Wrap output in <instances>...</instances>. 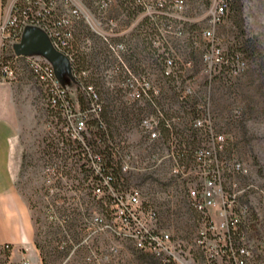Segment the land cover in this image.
Segmentation results:
<instances>
[{"label":"rangeland","instance_id":"374dc122","mask_svg":"<svg viewBox=\"0 0 264 264\" xmlns=\"http://www.w3.org/2000/svg\"><path fill=\"white\" fill-rule=\"evenodd\" d=\"M80 1L88 17L74 22V43L81 46L83 39L89 38L91 45L89 49L78 50V70L83 83L93 85L98 92L104 117L113 123L110 128L113 129L114 141L124 138L131 146H142L140 144L145 139L139 121L143 115L151 114L154 108L145 100L127 98L123 83L128 73L118 59L120 55L132 72L139 77L145 76L152 84L164 82L161 73L164 68L177 73L171 83L198 84L200 91H206L204 87H208L215 122L228 133L226 153L249 164L251 174L264 184V0H233L210 39L201 34V29L208 26L205 0H184L180 11L173 10L171 0H144L142 8L138 7V0ZM235 2L237 8L233 5ZM9 3L10 0H3L0 20ZM57 3V11L62 10L63 5L58 0ZM155 7H162V11L172 17L171 26L162 30L168 34L164 60L157 57V53L163 51L158 42L155 45L160 44V47L154 53L153 39L156 37L150 26L142 24L137 29L143 15L151 13ZM31 27L38 28L28 25L23 32ZM141 28L149 32L147 37L151 43L141 41L142 34L147 33L140 34ZM119 43H123L124 48L117 51L112 48ZM28 51L27 54L52 64L77 108L80 105L77 98L80 87L66 58L44 36ZM232 55L234 59L230 58ZM168 59L172 62L169 63ZM236 59L244 62L243 67L236 73H230L228 64L237 65ZM116 67L121 70L115 71ZM14 68L11 84L20 117L15 187L25 198L33 219L34 242L41 258L38 264H96L92 257L87 259L92 250L109 254L101 264H162L151 253L135 248L131 241L117 237L112 231H99L84 240L93 227L90 217L98 214L106 222L111 220L110 202L91 196L83 185L82 171L77 167L71 165L64 170L48 168L54 160L69 161L66 151L79 143L71 139L66 143L65 135L60 133L58 123L51 117L55 110L48 105L44 91L24 57L16 59ZM165 91L155 96L157 101L165 108L177 110L173 91L167 88ZM164 99L167 103L162 102ZM234 110H240L239 115L236 112L234 116ZM92 130H96L98 136V128L89 125L87 132H91L84 136L86 143L89 141L91 144L95 138ZM56 175H61L71 185L57 182L55 185L48 181ZM169 177L167 163H163L150 172H132L126 180L139 185L145 197L153 189L164 196L168 188H173ZM161 206L168 209L164 199ZM174 206L178 210L183 209L190 217L186 205ZM252 213L250 235L264 237V199L253 200ZM4 244L0 245V264H21L23 261L35 264L34 251L28 250L24 257L20 251L11 256V245L8 243L5 247ZM73 245H76L74 249ZM110 246L117 248L110 250ZM26 249L23 251L27 252ZM71 250L69 258L63 262Z\"/></svg>","mask_w":264,"mask_h":264},{"label":"built area","instance_id":"2783aa9c","mask_svg":"<svg viewBox=\"0 0 264 264\" xmlns=\"http://www.w3.org/2000/svg\"><path fill=\"white\" fill-rule=\"evenodd\" d=\"M58 1L63 5L60 11H57V0H10L0 20V46L5 51L0 74L12 80L16 59L24 57L48 105L55 110L51 117L58 123L65 141L71 139L81 144L66 151L69 161L54 160L48 168L77 167L91 196L110 202L111 220L106 222L98 214L90 217L93 227L84 240L99 231H112L117 237L131 241L135 248L151 253L162 264H264V237L250 235L253 200L264 199V184L251 174L249 164L226 153L228 133L215 122L208 87L200 91L199 85L194 83L152 84L145 76L132 72L118 55L128 73L123 83L127 98L145 100L154 108L139 121L145 139L142 146H131L124 138L114 141L113 129L110 131L103 116L104 108L98 101V92L93 85L83 83L78 70L77 52L80 48L89 49L91 41L85 38L81 46L76 45L73 24L77 19L88 17V13L80 0ZM232 1L205 0L208 26L201 29L202 37H214V30L224 20ZM171 6L174 11H180L184 0H171ZM155 9L168 14L162 7ZM28 25L43 30L53 48L66 58L80 90L86 94L84 105L80 103L81 106L75 108L67 87L48 60L14 51V44L21 40ZM112 48L117 51L124 48V44ZM236 60L237 65L228 64L230 73L243 67L244 62ZM118 69L121 70L116 67L115 71ZM164 88L173 91L177 110L165 108L157 101L155 96L166 93ZM162 102L167 103L166 99ZM236 112L239 115L240 110H234V116ZM89 125L98 128V136L96 130H92L95 138L91 144L84 139L85 134L91 132H87ZM163 163H167L173 187L168 188L164 196L153 189L145 197L139 185L126 180L132 172H150ZM48 181L71 185L61 175ZM159 199H164L168 209L161 206ZM176 204L186 205L190 217L183 209L178 210ZM75 247L73 245L72 249ZM116 248L110 246V250ZM91 257L96 264H101L109 254L92 250L87 259Z\"/></svg>","mask_w":264,"mask_h":264},{"label":"crops","instance_id":"0c3cea01","mask_svg":"<svg viewBox=\"0 0 264 264\" xmlns=\"http://www.w3.org/2000/svg\"><path fill=\"white\" fill-rule=\"evenodd\" d=\"M2 5L0 0V17ZM11 83L0 74V245L9 243L11 256L20 251L24 257L28 250L34 251L35 264H38L41 258L34 242L33 219L25 198L15 187L20 117Z\"/></svg>","mask_w":264,"mask_h":264},{"label":"trees","instance_id":"16d2710c","mask_svg":"<svg viewBox=\"0 0 264 264\" xmlns=\"http://www.w3.org/2000/svg\"><path fill=\"white\" fill-rule=\"evenodd\" d=\"M123 1H125V0H122L121 2H123ZM231 5H232V3H231ZM233 5L235 6V8H237L236 2ZM164 6H166V4ZM138 7L142 8L141 1H139ZM171 20H172L171 16H169L167 13L160 12V11H157L155 9V11L153 13L143 15L141 22L137 26V29H139V26H141L142 24L150 26L151 32L153 33V36L156 37L155 39H153V40H155V43L153 46L154 53L156 52V49L160 44H161L160 46L163 47V51L161 53L156 52L157 57H161V60L162 59L164 60V58H165L164 53L167 51V41L165 40V34L163 33L162 30L163 29L165 30L169 27ZM145 31L147 33L142 34L141 41L142 42L146 41L148 43H151L152 41L147 37L149 32L147 30H145ZM145 31H142V28H141V30H139V33L141 34ZM156 42H158L160 44L155 45ZM4 52H5L4 48H2L1 49L0 62L4 59ZM161 73H162V76L164 77V82L170 83V84L174 80L175 75L177 74L176 72H172V71H169L166 73L164 68H162ZM78 99H79L80 103H82L83 105H84V103H86V94L82 90H79V92H78ZM103 116H104V111H103ZM108 124L112 125L113 123L108 122ZM110 131H112V129H110ZM6 244H7V246H5V245L4 246L8 247V243H6Z\"/></svg>","mask_w":264,"mask_h":264},{"label":"water","instance_id":"95a60500","mask_svg":"<svg viewBox=\"0 0 264 264\" xmlns=\"http://www.w3.org/2000/svg\"><path fill=\"white\" fill-rule=\"evenodd\" d=\"M42 36L48 39L44 31L35 27L27 28L23 32L20 42L14 44V51L16 53H28V49L31 47V45L36 43Z\"/></svg>","mask_w":264,"mask_h":264}]
</instances>
